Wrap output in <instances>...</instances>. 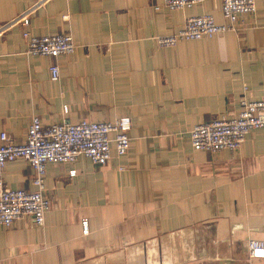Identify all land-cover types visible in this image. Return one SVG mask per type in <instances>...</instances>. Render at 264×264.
<instances>
[{"label":"crops","instance_id":"0c3cea01","mask_svg":"<svg viewBox=\"0 0 264 264\" xmlns=\"http://www.w3.org/2000/svg\"><path fill=\"white\" fill-rule=\"evenodd\" d=\"M254 1L238 33L164 48L156 38L187 17L224 24L220 3L169 11L162 0H0V133L22 144L34 117L45 126L131 120L124 156L111 146L103 167L82 157L47 165L44 224L0 226V264H264L248 257L250 241L264 243V129L234 153L196 152L189 138L200 123L236 116L242 99L264 100V0ZM29 8V32L69 33L72 55L25 54L12 22ZM33 176L23 159L3 170L10 189L34 191Z\"/></svg>","mask_w":264,"mask_h":264},{"label":"built area","instance_id":"2783aa9c","mask_svg":"<svg viewBox=\"0 0 264 264\" xmlns=\"http://www.w3.org/2000/svg\"><path fill=\"white\" fill-rule=\"evenodd\" d=\"M220 3L221 15L225 20L216 24L211 15L190 16L184 20L182 27L175 33L156 38L157 45L164 48L175 47L179 42L211 39L227 32H239L240 19L255 14L254 0H216ZM205 0H162V8L169 11L188 10L203 4ZM161 7H156V10ZM33 8L27 9L13 24L23 27L22 37L26 42L27 56L44 57L56 60L60 56L72 55L76 45L72 36L51 34L34 36L29 30V15ZM53 81L59 78V68L53 64L49 67ZM239 111L234 117H220L194 126L190 133V143L194 151L216 154L234 153L246 140L247 135L255 130L264 129V100L239 102ZM63 114L68 108L63 106ZM131 120L121 116L113 121L89 122L82 120L71 124L67 120L60 123L43 125L36 117L26 130L25 141L15 144L6 132L0 133V226L10 227L25 217H30L37 227L44 224L49 202L44 197V178L47 165L73 164L78 158L88 160L93 166L103 167L111 159V146L115 156H124L131 144L129 132ZM23 159L34 172L32 185L34 191L10 189L3 180L5 165L13 160ZM76 171L68 172L70 177ZM82 235L89 233L88 221H81ZM249 260L264 258V243L250 241L248 244Z\"/></svg>","mask_w":264,"mask_h":264}]
</instances>
